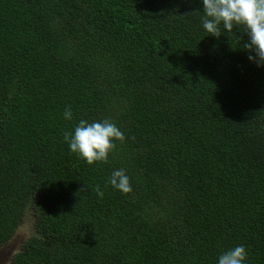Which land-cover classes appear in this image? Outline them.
<instances>
[{"label":"trees","instance_id":"trees-1","mask_svg":"<svg viewBox=\"0 0 264 264\" xmlns=\"http://www.w3.org/2000/svg\"><path fill=\"white\" fill-rule=\"evenodd\" d=\"M3 264H264V0H0Z\"/></svg>","mask_w":264,"mask_h":264},{"label":"rangeland","instance_id":"rangeland-1","mask_svg":"<svg viewBox=\"0 0 264 264\" xmlns=\"http://www.w3.org/2000/svg\"><path fill=\"white\" fill-rule=\"evenodd\" d=\"M32 221L26 219L15 231L8 243L0 246V264L9 261L14 253L18 252L26 240L33 233Z\"/></svg>","mask_w":264,"mask_h":264},{"label":"clouds","instance_id":"clouds-1","mask_svg":"<svg viewBox=\"0 0 264 264\" xmlns=\"http://www.w3.org/2000/svg\"><path fill=\"white\" fill-rule=\"evenodd\" d=\"M8 242H9V241H8ZM8 242H7V243H8Z\"/></svg>","mask_w":264,"mask_h":264},{"label":"flooded vegetation","instance_id":"flooded-vegetation-1","mask_svg":"<svg viewBox=\"0 0 264 264\" xmlns=\"http://www.w3.org/2000/svg\"><path fill=\"white\" fill-rule=\"evenodd\" d=\"M24 242V241H23Z\"/></svg>","mask_w":264,"mask_h":264}]
</instances>
